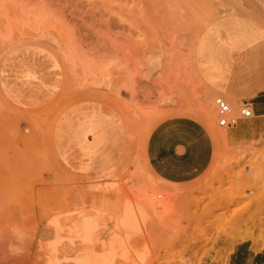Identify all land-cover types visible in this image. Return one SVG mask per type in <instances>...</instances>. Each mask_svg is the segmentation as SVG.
Returning a JSON list of instances; mask_svg holds the SVG:
<instances>
[{
	"label": "rangeland",
	"instance_id": "obj_1",
	"mask_svg": "<svg viewBox=\"0 0 264 264\" xmlns=\"http://www.w3.org/2000/svg\"><path fill=\"white\" fill-rule=\"evenodd\" d=\"M234 20L264 34V0H0V264H224V246L264 249V117L221 128L197 61L201 38ZM71 111L114 116L126 158L67 170L53 134ZM178 118L215 149L176 187L146 148Z\"/></svg>",
	"mask_w": 264,
	"mask_h": 264
},
{
	"label": "crops",
	"instance_id": "obj_2",
	"mask_svg": "<svg viewBox=\"0 0 264 264\" xmlns=\"http://www.w3.org/2000/svg\"><path fill=\"white\" fill-rule=\"evenodd\" d=\"M197 61L203 81L215 95L234 107L248 102L253 118L264 117V34L256 26L242 20L219 23L199 41ZM56 96L54 91L42 99L49 104ZM99 112L101 116L86 117L63 112L58 118L53 148L67 170L94 176L112 170L126 158L128 142L120 125L114 116ZM244 121H239L236 132L248 126ZM214 149L209 132L200 123L171 119L151 133L146 162L162 182L179 187L202 177L214 159ZM222 256L224 264H264V249L257 250L248 241L224 246Z\"/></svg>",
	"mask_w": 264,
	"mask_h": 264
},
{
	"label": "built area",
	"instance_id": "obj_3",
	"mask_svg": "<svg viewBox=\"0 0 264 264\" xmlns=\"http://www.w3.org/2000/svg\"><path fill=\"white\" fill-rule=\"evenodd\" d=\"M218 125L221 128L234 129L240 120H247L254 117V110L250 103H243L238 113H234L231 104L223 97L215 100Z\"/></svg>",
	"mask_w": 264,
	"mask_h": 264
}]
</instances>
